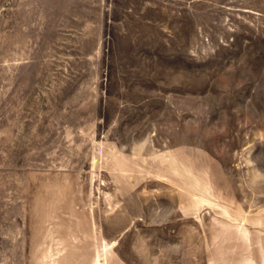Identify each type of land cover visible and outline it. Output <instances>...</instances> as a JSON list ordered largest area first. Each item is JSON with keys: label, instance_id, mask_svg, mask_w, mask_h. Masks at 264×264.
Returning a JSON list of instances; mask_svg holds the SVG:
<instances>
[{"label": "rangeland", "instance_id": "obj_1", "mask_svg": "<svg viewBox=\"0 0 264 264\" xmlns=\"http://www.w3.org/2000/svg\"><path fill=\"white\" fill-rule=\"evenodd\" d=\"M0 264H264V0H0Z\"/></svg>", "mask_w": 264, "mask_h": 264}]
</instances>
